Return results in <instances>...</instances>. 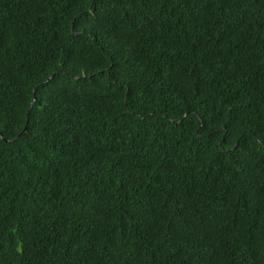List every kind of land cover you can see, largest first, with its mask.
Returning <instances> with one entry per match:
<instances>
[{
  "label": "trees",
  "instance_id": "16d2710c",
  "mask_svg": "<svg viewBox=\"0 0 264 264\" xmlns=\"http://www.w3.org/2000/svg\"><path fill=\"white\" fill-rule=\"evenodd\" d=\"M0 264H264V0H0Z\"/></svg>",
  "mask_w": 264,
  "mask_h": 264
},
{
  "label": "water",
  "instance_id": "95a60500",
  "mask_svg": "<svg viewBox=\"0 0 264 264\" xmlns=\"http://www.w3.org/2000/svg\"><path fill=\"white\" fill-rule=\"evenodd\" d=\"M57 72H54L51 76H49V78L47 80H49L54 74H56Z\"/></svg>",
  "mask_w": 264,
  "mask_h": 264
}]
</instances>
